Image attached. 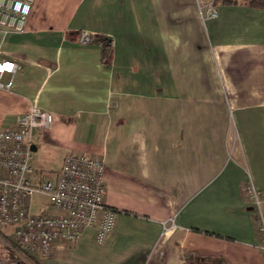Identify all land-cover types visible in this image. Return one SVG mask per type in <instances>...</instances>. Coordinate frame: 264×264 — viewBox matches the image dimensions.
<instances>
[{"label":"crops","instance_id":"0c3cea01","mask_svg":"<svg viewBox=\"0 0 264 264\" xmlns=\"http://www.w3.org/2000/svg\"><path fill=\"white\" fill-rule=\"evenodd\" d=\"M230 1L36 0L24 33L0 29L19 66L0 129L51 113L33 145L59 164L49 178L71 152L99 158L118 212L105 245L88 229L37 264H264L243 194L264 197V7Z\"/></svg>","mask_w":264,"mask_h":264},{"label":"built area","instance_id":"2783aa9c","mask_svg":"<svg viewBox=\"0 0 264 264\" xmlns=\"http://www.w3.org/2000/svg\"><path fill=\"white\" fill-rule=\"evenodd\" d=\"M36 0H0V29L22 34ZM210 16L215 18L216 11ZM19 66L0 51V89L10 90ZM53 122L51 113L32 106L18 115L14 124L0 129V232H9L18 256L39 255L48 259L59 244H75L88 229L95 242L105 245L117 224L118 212L105 202L104 163L101 159L71 152L63 160L55 180L39 174L32 166L35 134L45 132ZM258 238L257 250L264 256V197L252 181L243 189ZM35 196L41 203L33 213ZM50 208V210H49ZM52 210V211H51ZM0 264H21L2 262ZM181 264H192L183 254Z\"/></svg>","mask_w":264,"mask_h":264},{"label":"rangeland","instance_id":"374dc122","mask_svg":"<svg viewBox=\"0 0 264 264\" xmlns=\"http://www.w3.org/2000/svg\"><path fill=\"white\" fill-rule=\"evenodd\" d=\"M44 132L38 131L35 134V139L39 136H43ZM32 166L36 172L42 175L49 176L50 172L57 171L59 168V164L57 161L54 163L52 162V156L49 153V144L47 145H40L39 149L34 152V160L32 162ZM53 178V177H52ZM41 203L46 204L47 202L42 199L40 196H35L34 199V206H33V213L37 214L40 211ZM13 245L12 237L9 232H0V260L2 262H15L18 261L21 264H35L33 261L29 260L28 258H22L13 251L11 246ZM16 258V259H15ZM37 263V262H36Z\"/></svg>","mask_w":264,"mask_h":264},{"label":"trees","instance_id":"16d2710c","mask_svg":"<svg viewBox=\"0 0 264 264\" xmlns=\"http://www.w3.org/2000/svg\"><path fill=\"white\" fill-rule=\"evenodd\" d=\"M248 3L252 6L256 7H264V2L262 0H247ZM224 3H231L230 0H223ZM95 44L100 46L101 53H102V61L103 63H106L110 60L111 57V51H112V40L111 39H105V38H97L95 40ZM25 257L29 260L33 261L35 264L36 261L32 257V255L25 254ZM16 259V258H15ZM192 262V258H190ZM203 264H228L224 259L221 258H204Z\"/></svg>","mask_w":264,"mask_h":264},{"label":"water","instance_id":"95a60500","mask_svg":"<svg viewBox=\"0 0 264 264\" xmlns=\"http://www.w3.org/2000/svg\"><path fill=\"white\" fill-rule=\"evenodd\" d=\"M32 150H33V152H36L37 151V149L35 148V146H33Z\"/></svg>","mask_w":264,"mask_h":264}]
</instances>
